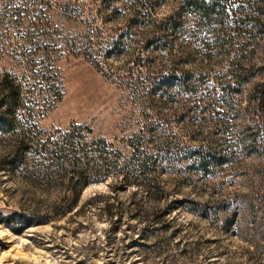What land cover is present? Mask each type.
Returning <instances> with one entry per match:
<instances>
[{
	"label": "rangeland",
	"instance_id": "rangeland-1",
	"mask_svg": "<svg viewBox=\"0 0 264 264\" xmlns=\"http://www.w3.org/2000/svg\"><path fill=\"white\" fill-rule=\"evenodd\" d=\"M10 1L0 0V73L14 76L22 87L21 129L56 138L71 126L82 127L87 145L104 139L109 148L107 160L89 146L80 150L75 170L92 173L108 163L112 173L86 185L71 182L70 175L34 181L9 161L11 150L0 137V264H264V154L261 148L247 150L255 130L246 113L248 93L264 74L241 87L231 112L219 109L214 119L189 110L184 96L171 101L155 96L153 108L143 107L135 100L142 92L134 93L125 78L144 75L147 67L167 70L170 56L178 54L145 50L144 40H137L148 28L128 27L120 4L32 0L39 16L43 12L46 35L32 29L33 41L38 33L47 40L39 47L46 45L47 52H37L29 28L15 24ZM176 1L155 4L150 17L161 21L175 11ZM20 3L22 10L34 9ZM115 8L120 16L112 14ZM21 16L35 20L30 12ZM120 34L136 43L128 42L125 54L105 55ZM257 37L250 53L256 67L264 63V34ZM188 41L196 51L200 41ZM31 57L34 69L25 63ZM227 64L216 53L209 59L194 53L178 67L214 77ZM138 135L142 145L134 156L130 143ZM197 147L226 161L203 177L183 159ZM139 161L146 167L140 178Z\"/></svg>",
	"mask_w": 264,
	"mask_h": 264
},
{
	"label": "trees",
	"instance_id": "trees-1",
	"mask_svg": "<svg viewBox=\"0 0 264 264\" xmlns=\"http://www.w3.org/2000/svg\"><path fill=\"white\" fill-rule=\"evenodd\" d=\"M20 1L32 5L34 9L22 10L20 7L23 4ZM109 1L113 4H120L126 10L128 14L124 15L126 17L124 22L128 27L148 28L146 31H140L137 40H144L145 50L169 51V53L178 54L170 56L169 60L172 63L167 70L163 65H160L161 68L157 72H152L147 67V73L144 75L133 77L130 74L125 78V84H130L134 93L142 92V96L135 100L143 107L153 108L152 98L155 96L163 101H171L174 97L176 100V96H180L181 99L184 96L185 106L189 110L200 109L214 119L216 115H219V109L225 110L227 113L231 112L235 97L241 87L258 74H264V63L258 67L250 63L252 48H257V36L264 34V0H238L237 7H233L230 0H177L178 5L175 11L159 22L150 17V12L155 4L165 3L166 0ZM12 2H15V6H13L16 16L15 24L25 25V28H29L28 40L34 45V50L47 52L46 45H44L45 50L42 47L39 48L41 41L46 40L44 38L46 35L43 33L45 27L43 12L41 11L39 16L37 7H35L36 2H32V0H11L9 3ZM27 12H30L32 17L35 16V20L29 18L24 22V17L21 15ZM34 12H37L38 15ZM111 12L120 16L117 8ZM38 28L41 29L40 32L44 37L41 39L39 36L41 34L38 33L39 39L33 41L32 29L38 30ZM192 38L200 41L196 51L188 41ZM132 41L136 43V40L130 39L129 35H118L116 41L108 44L105 55L116 52L127 53L126 44ZM194 53H198L202 59H209L214 53L220 57H226L228 58V69L214 77L210 75L198 76L179 69V63L181 61L188 63ZM138 60L139 57H136L135 62ZM155 61L156 59L152 60L151 65ZM92 62L97 66L94 61ZM25 63L32 69L36 66L32 57ZM41 63L45 64L44 61ZM41 74V77H46L44 73ZM23 106L22 87L17 79L6 72L0 73V137H5L7 146L11 150L10 160H8L21 166L25 173L23 175L28 179L52 181L55 177L61 178L70 175L71 182L75 179L77 183L86 185L97 181L101 175L106 176V174L112 173V166L108 163H102L100 168L94 169L92 173H89L87 168L75 170L79 163V151H84L87 146L98 155V159L107 160L103 156L108 151L109 144L104 139L90 141L87 145L88 143L84 142L86 140L83 134L84 129L78 126H71L67 131L58 133L56 138L40 135L38 131L27 134L21 129V113L19 112L23 110ZM246 113L250 122L249 127H253L255 130L254 133L248 135L247 150L258 151L261 148L264 154V79L252 85L248 93ZM213 121H218L219 126H222V130L224 129L219 118ZM148 125L152 124L148 122ZM156 127L152 126V131ZM88 130L87 132H89ZM147 131L149 132L150 128ZM142 139L143 137L138 135L130 143L134 156L139 154ZM166 150V154H172V151ZM180 151L179 149L178 152L180 153ZM183 159L191 162V168L203 177L212 174L215 164L226 161L223 157L217 158L212 155L207 147L190 150L189 153H185ZM138 167L140 171L138 177H144L146 173L144 163L139 161ZM56 169L59 171H55ZM121 178L126 182L125 174H122ZM72 184L74 185V183Z\"/></svg>",
	"mask_w": 264,
	"mask_h": 264
}]
</instances>
